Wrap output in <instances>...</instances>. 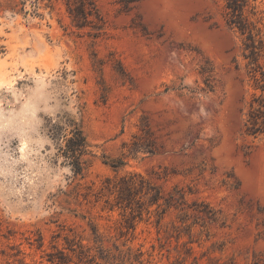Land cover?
Segmentation results:
<instances>
[{
    "label": "rangeland",
    "instance_id": "obj_1",
    "mask_svg": "<svg viewBox=\"0 0 264 264\" xmlns=\"http://www.w3.org/2000/svg\"><path fill=\"white\" fill-rule=\"evenodd\" d=\"M228 1L0 0V264H83L79 245L101 262L96 238L124 264H264V133L245 125L264 0H239L252 40ZM63 117L89 144L82 177L49 134ZM129 174L183 203L144 186L111 207L105 179Z\"/></svg>",
    "mask_w": 264,
    "mask_h": 264
},
{
    "label": "trees",
    "instance_id": "obj_2",
    "mask_svg": "<svg viewBox=\"0 0 264 264\" xmlns=\"http://www.w3.org/2000/svg\"><path fill=\"white\" fill-rule=\"evenodd\" d=\"M85 4L86 2L84 1L80 10V16L84 19V22H91L88 20V16L91 15V13L90 10L85 9ZM239 4V0L228 1L227 8L230 9V21L236 23L242 33L247 31L248 39L252 40L253 28L250 26V22L242 16V7H239ZM84 25L85 23H81L79 26ZM93 26L95 28H100L99 26L101 25ZM248 46L252 48L251 50L253 52H257L255 51L257 47L255 48L254 42ZM253 100L257 102V98ZM247 124L246 130L248 134L257 135L259 133H264V102L258 101L256 106H253V102L250 104V110L245 125ZM48 130L52 139L57 141L56 155L62 157L64 160L63 162L70 166L75 177L78 175L82 177L83 171L90 162L89 156L91 155V151L81 127L72 119L63 117L60 122H51ZM64 131L68 133H64ZM105 181L108 182V184L104 185L103 188H105L109 194L114 195L115 202L111 207L116 205L122 209H131L132 200H134L138 193L144 192V186L147 188L144 194H150V205L157 204L159 207L164 204L166 207H170L176 202L180 205L184 201L185 193L182 189L174 187L172 191L164 196L160 193V190L148 185L143 176L139 174L123 176L118 183L112 181L110 178H106ZM160 200H163L162 203H160ZM95 243L96 249L99 252V258L102 261L97 262L94 260L95 256L90 253L91 248L79 245V252L76 255L78 262H82L83 264H124L126 257L129 256V252L124 253L119 249H117V252L104 249L101 239L96 238ZM48 260L50 262H56L57 264H70L71 257L62 250H58L54 253H50Z\"/></svg>",
    "mask_w": 264,
    "mask_h": 264
}]
</instances>
